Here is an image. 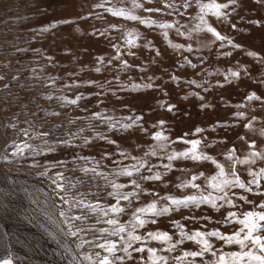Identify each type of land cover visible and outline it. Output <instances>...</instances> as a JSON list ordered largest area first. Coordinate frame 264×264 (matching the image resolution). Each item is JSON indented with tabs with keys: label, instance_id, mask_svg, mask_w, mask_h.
I'll use <instances>...</instances> for the list:
<instances>
[{
	"label": "rangeland",
	"instance_id": "374dc122",
	"mask_svg": "<svg viewBox=\"0 0 264 264\" xmlns=\"http://www.w3.org/2000/svg\"><path fill=\"white\" fill-rule=\"evenodd\" d=\"M136 2L143 7H134L133 0H0V209L23 230L48 238L77 264H95L97 252L107 255L96 247L105 239L116 242L120 249L116 255L124 257L117 264H150L147 251L129 249L131 259L122 251L121 236L127 238V232L109 236L99 231L113 230L103 223L116 218L113 214L103 217L79 204L99 203L105 209L114 204L108 196L112 181L128 185L124 192H140L130 185L137 179L143 189L130 206L121 201L126 211L118 219L127 230L135 208L155 202L158 209H171L160 216L145 215L156 222L135 233L146 237L148 232H167L170 242L145 239L133 244L155 248L157 255L168 257V264H179L176 257L199 247L185 239L167 250L181 239L175 221L188 233L219 229L231 234L240 225L218 221L229 211L253 209L239 197L255 204L264 201L259 194L264 192V179L259 189L251 185L252 192L228 190L235 208L217 200L223 204L219 210L203 202L177 209L168 199L222 194L211 187L210 178L219 171L211 160L168 159L191 148L183 141H201L199 151L226 170L230 150L235 149L240 160L251 151L264 152V0H237L222 10L227 13L224 18L206 15L225 41L196 29L201 14L197 0ZM110 8L152 23L114 16ZM129 32L134 45L127 43ZM253 94L260 99H248ZM127 124L132 126L123 127ZM197 128L203 131L197 133ZM156 132L168 137L163 149L153 139ZM252 142L255 149L248 147ZM152 150L157 154L146 155ZM138 162L145 163L140 173L116 175ZM236 168L247 184L252 180L248 170L259 171L264 161ZM156 173L160 180L140 178ZM211 241L216 248L223 246L215 238ZM223 250L240 248L231 245ZM86 255L92 260L84 259ZM4 259L16 264L11 257L0 261ZM212 259L206 254L196 258V264Z\"/></svg>",
	"mask_w": 264,
	"mask_h": 264
},
{
	"label": "snow or ice",
	"instance_id": "6c2138e0",
	"mask_svg": "<svg viewBox=\"0 0 264 264\" xmlns=\"http://www.w3.org/2000/svg\"><path fill=\"white\" fill-rule=\"evenodd\" d=\"M237 0H228V3H217L216 0H211L210 3H203L202 0H197V4L200 8V15L198 17L199 24L196 26L197 30H206L207 32L213 34V36L220 41H225L227 38L221 35L215 27H213L208 20L205 19L208 13L217 17V18H224L227 16L225 10L229 7V4L235 5ZM134 7L141 8L143 7L142 4L137 3L136 0H133ZM108 11L112 12L114 16H121L125 17L129 20L139 21L141 24H150L152 23L149 20L143 19L137 15H132L125 12L123 9H115L110 8ZM144 11L146 12H153L159 11V9H152V8H145ZM162 28H171L172 25H160ZM233 27H235L233 25ZM182 35V33H181ZM128 36L130 37L127 41L129 45L135 44V38L133 37V33L129 32ZM228 43H231V40H228ZM175 48H180L182 45H173ZM234 47H239V45H234ZM134 54V53H130ZM251 54V53H250ZM125 66L127 67V62H124ZM99 71V69H97ZM233 76L238 75L237 73H232ZM248 99H260L259 97L255 96V94L248 97ZM69 103L75 104L77 103L76 100H71ZM171 110V107L169 108ZM97 116L99 114H96ZM239 115H243L242 113ZM137 120L139 117L136 118ZM135 123V121H133ZM163 125V121L159 122ZM132 124L124 125L123 127L128 128L131 127ZM246 127H251V124L246 125ZM203 131L200 128L196 129V132L199 133ZM264 135V132L261 133ZM153 139L158 143V146L163 149L165 148L166 141H168V137L163 134V132H156L153 134ZM243 139V137H241ZM110 143H114V141H109ZM186 144H190L191 148L187 151L182 153H173L168 156V159L174 160L177 158H184V159H191L193 161H200V160H211L213 164L216 165L218 168V173L216 175L211 176V187L219 193H222L218 197L210 198L207 196H201L199 199L197 197H187L185 199H175L169 197L171 201V205L176 206L178 209L179 207H188L190 203H195L196 206H199L200 203H209L211 207L219 210V208L223 207V204L218 205L217 200L224 201L227 205L232 208L237 207L235 202L230 198L229 191L233 187H239L241 189H245L248 192H252L253 188L251 187L252 184H255L257 189L261 187L260 180L264 179V168H260L259 171H253L251 169L248 170V174L252 177V180L248 181L246 184L240 177L239 172L236 168L237 164H255L256 160L259 159L264 161V152L261 151H251L249 153V157L246 160H240L239 157L235 155V149L230 150L229 154L226 156V161L230 163L227 166V170L224 164L218 163L215 159L210 156L205 155L203 152L199 151V146L201 141L199 140H191V141H183ZM250 149H255L256 145L255 142H252L248 145ZM156 151L152 150L150 153H146V155H156ZM121 155H124L122 152ZM133 159H136L133 157ZM145 167L144 162H138V164H133L131 167L125 166L120 168L116 175L119 176H127L133 177L134 174L140 173V170ZM166 168H170L171 165H165ZM87 171V169H85ZM94 171V170H93ZM151 171V168H149ZM203 175V173H201ZM143 180H160L161 176L159 173L149 176H141ZM197 179V177H193V180ZM111 188L113 191L108 193V196L113 197L115 199V203L108 206L106 209L103 208L99 203L96 204H85L83 200L79 201L80 205H83L90 209L93 213L100 212L103 217H109V214H113L116 218H107L103 220V223L107 225L114 226L112 231H108V229H100L101 233H107L109 236H115L122 233L127 232V238L121 236V241L123 242L124 247L122 251L127 254L128 258L131 259V252L129 249H132L134 252L143 253L147 251L148 253V260L150 264H168V257L157 255V250L155 248H145L143 245L140 247L133 248L134 242H142L145 239H152L158 240L161 242H170L172 237L167 232L156 231V232H148L146 237H142L141 235H137L136 229L144 227L147 223H155V219L146 220L143 217L147 214H151L152 216H160L167 214L171 209L169 207L164 208H157L155 202L148 204L147 206L135 208L133 212L134 219L131 221V230H127L126 226L121 223L118 217L125 213L126 209L124 206L121 205V201H127L129 206L132 204V198H139L140 192L143 191L141 184L137 181V179H131L130 185L134 189L140 190L138 191H131V192H124L122 191L128 185L122 183H116L114 181L110 182ZM187 186V185H184ZM193 188H199V185L192 184ZM260 195H264V192L259 193ZM240 200H243L247 204H252L253 209L250 211L244 212H236V211H229L227 216L224 218L223 221H218V223L223 224H238L240 227L232 232L231 234L222 233L219 229L211 230V231H200L196 230L191 233L184 231V226L181 225L178 221H175L174 224L177 228L180 229V237L181 239L176 241V243L171 244V246L167 249L168 251H172L176 244L183 243L185 239L193 241L197 244L198 250H186L182 253L181 256L176 257L175 259L179 262V264H196V258H203L206 254H210L213 259L210 261H203V264H264V201L259 204H255L253 201H250L245 196L239 197ZM67 202V201H65ZM260 209V210H257ZM63 215V213H61ZM75 220L84 219L81 216L73 217ZM97 222L99 223L100 220L98 219ZM82 230V229H81ZM73 236L77 233L72 232ZM211 238H215L222 242L223 246H231V245H238L240 251H224L223 246L221 248H216L211 241ZM96 247L102 249L107 255H101L97 252L95 264H117V261L122 262L124 257L117 256L116 252L120 249L116 242L105 239L103 243H98ZM111 257V258H110ZM191 257V260L188 258ZM84 259L92 260L91 256H85ZM143 259V257H142ZM0 264H12L10 259H4L0 261Z\"/></svg>",
	"mask_w": 264,
	"mask_h": 264
},
{
	"label": "bare ground",
	"instance_id": "6f19581e",
	"mask_svg": "<svg viewBox=\"0 0 264 264\" xmlns=\"http://www.w3.org/2000/svg\"><path fill=\"white\" fill-rule=\"evenodd\" d=\"M5 257H11L16 264H77L48 238L34 230H23L21 223L4 216L0 209V259Z\"/></svg>",
	"mask_w": 264,
	"mask_h": 264
}]
</instances>
